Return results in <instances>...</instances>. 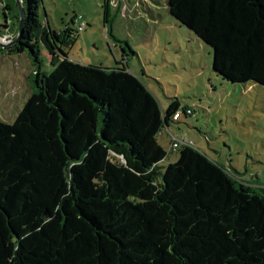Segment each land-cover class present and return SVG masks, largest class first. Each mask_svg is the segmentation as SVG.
Masks as SVG:
<instances>
[{
  "label": "trees",
  "instance_id": "obj_1",
  "mask_svg": "<svg viewBox=\"0 0 264 264\" xmlns=\"http://www.w3.org/2000/svg\"><path fill=\"white\" fill-rule=\"evenodd\" d=\"M0 2V35L17 32L15 0ZM21 2L23 32L7 49L33 73L21 109L0 119V264H264V188L188 140L162 164L171 151L159 137L192 111L162 110L128 71L126 50L135 54L111 32L117 14L103 5L106 36L122 51L116 67L84 66L62 50L75 29L47 28L41 0ZM168 6L212 50L217 76L264 88V0Z\"/></svg>",
  "mask_w": 264,
  "mask_h": 264
},
{
  "label": "rangeland",
  "instance_id": "obj_2",
  "mask_svg": "<svg viewBox=\"0 0 264 264\" xmlns=\"http://www.w3.org/2000/svg\"><path fill=\"white\" fill-rule=\"evenodd\" d=\"M117 14L111 32L127 42L128 71L154 96L162 110L178 102L179 112L188 107L192 115L170 123L159 137L169 150V132L188 140L199 152L235 170L253 187L264 188V88L231 84L212 70V50L168 14V0H41V22L57 32L84 24L76 39L62 50L72 62L84 66L115 68L122 51L103 23ZM3 21L0 11V23ZM9 26V22L4 24ZM9 29H5V32ZM17 32L0 35V119L10 121L30 93L33 67L26 55L7 48ZM42 71L51 68L43 50ZM169 152L163 165L174 162Z\"/></svg>",
  "mask_w": 264,
  "mask_h": 264
},
{
  "label": "built area",
  "instance_id": "obj_3",
  "mask_svg": "<svg viewBox=\"0 0 264 264\" xmlns=\"http://www.w3.org/2000/svg\"><path fill=\"white\" fill-rule=\"evenodd\" d=\"M0 7H2L1 2H0ZM83 28H84V24H80V25H78V27H76V32H77V33H80V32L83 30ZM187 114H190V112L187 111ZM180 118H181V114H180V113H177V114H175V115L173 116L172 119H173L175 122H177ZM167 135H169L168 139H169V150H170V151H173V152L178 151L179 148L181 147V145L186 144V142H187V144H191V143L188 142V141H185V140H179V139L175 138V137H174L172 134H170V133H167Z\"/></svg>",
  "mask_w": 264,
  "mask_h": 264
},
{
  "label": "water",
  "instance_id": "obj_4",
  "mask_svg": "<svg viewBox=\"0 0 264 264\" xmlns=\"http://www.w3.org/2000/svg\"><path fill=\"white\" fill-rule=\"evenodd\" d=\"M17 8H18V13H19V23H18V30H17V36L16 38L9 44L11 46L15 45L19 40L20 36L22 35L23 28L25 25V19H26V11L24 6L22 5L21 0H15ZM167 9H169V6L167 4ZM49 28V27H47Z\"/></svg>",
  "mask_w": 264,
  "mask_h": 264
},
{
  "label": "crops",
  "instance_id": "obj_5",
  "mask_svg": "<svg viewBox=\"0 0 264 264\" xmlns=\"http://www.w3.org/2000/svg\"><path fill=\"white\" fill-rule=\"evenodd\" d=\"M42 53H43V50H42ZM42 53H41V54H42ZM41 57H42V56H41ZM26 58H27V57H26ZM48 58H49V60H50V57H49V56H48ZM27 59H28V58H27ZM28 60H29V59H28ZM29 62H30V61H29ZM50 68H51V67H50ZM29 87H30V86H29ZM25 100H26V99H25ZM25 100H24V102H25ZM24 102H23V103H24Z\"/></svg>",
  "mask_w": 264,
  "mask_h": 264
}]
</instances>
